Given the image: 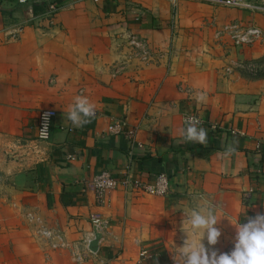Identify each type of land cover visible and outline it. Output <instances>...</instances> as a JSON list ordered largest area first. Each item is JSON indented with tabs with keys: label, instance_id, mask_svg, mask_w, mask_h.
Returning <instances> with one entry per match:
<instances>
[{
	"label": "crops",
	"instance_id": "0c3cea01",
	"mask_svg": "<svg viewBox=\"0 0 264 264\" xmlns=\"http://www.w3.org/2000/svg\"><path fill=\"white\" fill-rule=\"evenodd\" d=\"M49 3L61 7L51 23ZM177 5L167 58L169 0H0V156L34 145L39 112L56 111L38 158L0 160V256L7 257L10 240L16 255L35 253L40 241L25 230L28 210L62 231L67 247L53 252L52 264H113L121 257L172 264L191 238L186 213L205 202L216 206L221 235L214 246L206 237L202 243L226 253L235 226L264 214V79L224 72L238 58L263 57L264 43L223 51L203 37L212 21L236 20L264 33V13L191 0ZM129 35L145 38L160 57L146 65L129 59ZM112 67L119 75H110ZM78 95L95 104L82 127L67 118ZM186 114L200 119L205 144L179 134ZM119 119L135 128L133 138L107 132ZM102 171L142 182L165 173L170 191L160 197L117 188L98 200L90 183ZM91 213L102 222L96 252L88 248ZM142 249L151 256L140 259Z\"/></svg>",
	"mask_w": 264,
	"mask_h": 264
},
{
	"label": "built area",
	"instance_id": "2783aa9c",
	"mask_svg": "<svg viewBox=\"0 0 264 264\" xmlns=\"http://www.w3.org/2000/svg\"><path fill=\"white\" fill-rule=\"evenodd\" d=\"M18 3H26L27 0H16ZM98 1V0H94ZM179 0H171L172 5L176 6L178 4ZM194 2L199 3H205L212 6H222L230 9H238V10H249V11H260L264 13V0H191ZM61 7L57 5L56 3H49L46 8L45 15L47 17V20L51 23L54 19V16ZM226 32L229 34L232 42L237 45H247L251 44L262 37L261 30L256 26H249L243 30H240L238 27V24L236 23H230L225 26ZM128 48H129V59L137 60L141 64H149L153 63L157 60V58L160 57L162 52H158L154 49H152L147 41L145 39H141L138 37H131L128 42ZM167 48V47H166ZM164 53V52H163ZM166 56H171L170 47L166 49V53H164ZM117 67H112L110 69V75L115 77L119 75ZM45 114H48L47 116V130H44V116ZM188 116H194L193 114H186L183 117V123L185 124V118ZM56 117V111L54 109L48 108V109H42L37 117V127H36V136L35 141L36 143L34 145H27L24 144V146H27L30 148L33 153L39 154V146L38 144L41 142H46L51 134V128H52V122L54 118ZM197 119L200 121V119L197 117ZM201 122L198 124L200 125ZM107 132L111 134H123L128 135L129 137L133 138L135 134V128L131 127L125 119H119L107 127ZM39 156V155H38ZM70 160H74L75 157H69ZM90 186L94 190V193L96 195V198L100 200L102 196L111 191L115 190L117 188H121L122 190H137L144 192L151 196H166L170 191V182L169 177L165 173H159L153 177V179L150 182H142L140 180H134L130 179L128 176H124L120 179L112 177L109 173L102 171L98 174H96L92 179ZM244 201H246L247 196L244 195L243 197ZM89 221L94 226V229L96 231H99L102 229V222L97 214L91 213L89 215ZM44 235L50 236V232L47 230H42ZM63 243H61L62 245ZM65 246V242H64ZM151 255L146 250H140L139 252V258L144 259L148 258Z\"/></svg>",
	"mask_w": 264,
	"mask_h": 264
},
{
	"label": "clouds",
	"instance_id": "9594fccd",
	"mask_svg": "<svg viewBox=\"0 0 264 264\" xmlns=\"http://www.w3.org/2000/svg\"><path fill=\"white\" fill-rule=\"evenodd\" d=\"M95 115V104L88 97L78 95L69 105L67 114L76 127H82L90 122ZM47 116L45 114L44 130H47ZM200 121L197 117L185 118L186 127L179 129V134L186 142L205 144L207 132L198 128ZM213 204L205 202L198 209H191L186 213L187 225L191 238L187 235L183 246L178 248L182 264H264V214H257L247 219L246 223L235 226L236 236L234 248L231 253H219L202 243L206 237L207 244L214 246L218 242L221 231L216 227L218 218ZM174 259V258H173Z\"/></svg>",
	"mask_w": 264,
	"mask_h": 264
},
{
	"label": "rangeland",
	"instance_id": "374dc122",
	"mask_svg": "<svg viewBox=\"0 0 264 264\" xmlns=\"http://www.w3.org/2000/svg\"><path fill=\"white\" fill-rule=\"evenodd\" d=\"M170 1V14H171V19L170 22L168 23V30H169V34L168 36L165 38V42L167 43V45L165 46V48H163V52L166 53V49L168 47H170V51L172 54V40L174 39L175 35H176V27H175V20L174 18H172V16L174 17L175 12L178 9V5L174 6ZM180 1V0H179ZM182 1V0H181ZM197 3L196 6H201V8H204L203 6H206V4L204 3H199V2H195ZM215 8H219L221 10H230L229 8L226 7H215ZM236 23V20L234 21H230L229 23H221L218 25H213V21L211 22V24H206V32L203 33V37L206 38L207 41L211 40H216L217 43L224 45L222 47L223 51H230V50H235V51H239L242 50V48H246L248 46L253 45L254 43H264V33L262 32V37L261 39L251 43V44H247V45H240L237 46L235 45L229 34L226 32V28L225 26L230 24V23ZM238 24V23H236ZM251 26H255V25H251ZM238 27L240 30H243L245 28L241 27L240 24H238ZM257 27V26H256ZM247 28V27H246ZM259 28V27H258ZM260 29V28H259ZM203 30V29H200ZM196 34L198 35L199 33L196 32ZM135 35H129L126 38V45L128 46L127 42L128 40L133 37ZM138 37V36H135ZM141 39H145L142 37H138ZM146 40V39H145ZM167 47V48H166ZM128 55H129V48H128ZM167 58L170 57V55L166 56ZM262 58V57H261ZM260 59H253V60H248V59H242V58H238L235 63L229 65V67H227L224 72L225 73H229L232 70L238 69V70H242L243 74L246 77H261L264 79V61H260ZM24 221L25 224L27 225L28 229L25 228L26 231H30L33 233V235L40 241V244L37 242V246H36V250L35 253H24L21 255H16L13 251H12V240H10V246H7L8 251V255L7 257L5 255H1L0 256V264L1 263H5L8 261L10 262V264H52L51 262V258H52V254L54 251H59L60 249H63L64 247H67V243L63 238V234L62 231H60L59 229H55L54 227H51L50 225H48V223L41 218L38 214H36L34 211L32 210H28L24 213ZM42 230H47L48 232H50V236H46L43 234V232L41 233ZM36 240V239H35ZM64 242H65V246H64ZM61 243H63L61 245ZM41 247V249H40ZM233 250L232 247L228 248L226 253H231V251ZM41 251L40 256L39 253ZM0 253H2V251H0ZM173 263L172 264H182L181 258L180 256H173ZM107 264V263H105ZM113 264H137V263H132L130 262L129 259H127L126 257H121V259H117L113 262Z\"/></svg>",
	"mask_w": 264,
	"mask_h": 264
},
{
	"label": "water",
	"instance_id": "95a60500",
	"mask_svg": "<svg viewBox=\"0 0 264 264\" xmlns=\"http://www.w3.org/2000/svg\"><path fill=\"white\" fill-rule=\"evenodd\" d=\"M30 156V155H34L35 158H38V155L33 153V151L28 148L27 146L24 145H19V146H15V147H10L7 151L5 156H0V160H18V159H22L26 156ZM101 238V234L95 230V236L94 239L92 241H90L89 243V250L91 252H96L97 251V243Z\"/></svg>",
	"mask_w": 264,
	"mask_h": 264
},
{
	"label": "trees",
	"instance_id": "16d2710c",
	"mask_svg": "<svg viewBox=\"0 0 264 264\" xmlns=\"http://www.w3.org/2000/svg\"><path fill=\"white\" fill-rule=\"evenodd\" d=\"M260 61H264V56L261 58V60Z\"/></svg>",
	"mask_w": 264,
	"mask_h": 264
}]
</instances>
